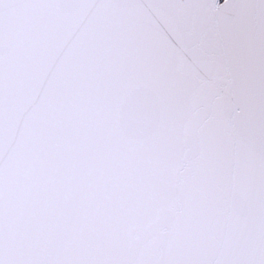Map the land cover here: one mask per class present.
<instances>
[{"label":"snow or ice","instance_id":"snow-or-ice-1","mask_svg":"<svg viewBox=\"0 0 264 264\" xmlns=\"http://www.w3.org/2000/svg\"><path fill=\"white\" fill-rule=\"evenodd\" d=\"M0 264H264V0H0Z\"/></svg>","mask_w":264,"mask_h":264}]
</instances>
